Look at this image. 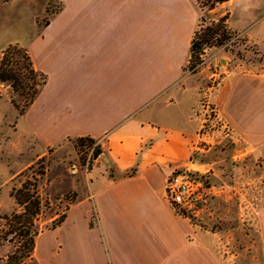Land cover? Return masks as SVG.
Wrapping results in <instances>:
<instances>
[{
	"label": "crops",
	"instance_id": "1",
	"mask_svg": "<svg viewBox=\"0 0 264 264\" xmlns=\"http://www.w3.org/2000/svg\"><path fill=\"white\" fill-rule=\"evenodd\" d=\"M60 1L63 7L25 45L47 82L23 116L45 145L104 138L112 169L100 158L86 174L84 196L59 225L39 231L38 261L39 238L52 234L45 245L52 247L51 264H237L230 250L222 258L220 235L206 239L165 192L202 126L201 93L185 72L200 18L194 0ZM223 16L245 42L264 43V0H228L207 10L209 20ZM228 61L209 94L212 110L233 141L260 159L264 176V73L229 69ZM255 225L264 264V203Z\"/></svg>",
	"mask_w": 264,
	"mask_h": 264
},
{
	"label": "rangeland",
	"instance_id": "2",
	"mask_svg": "<svg viewBox=\"0 0 264 264\" xmlns=\"http://www.w3.org/2000/svg\"><path fill=\"white\" fill-rule=\"evenodd\" d=\"M63 5L60 0H0V55L9 43H18L28 51L25 45L48 25ZM199 13L207 22L214 21L207 18V10L200 9ZM228 35L230 37L221 46L205 44L200 60L185 68L186 76L194 80L201 93L198 107L202 110L199 113L202 119L198 131L200 139L190 158L200 165L203 173L193 174L202 186L199 196L193 203L180 205L179 209L205 230L206 239L212 233L220 235L218 249L223 259L229 256L230 250L236 255L237 264H260L254 234L256 211L264 203L263 164L260 159L254 160L245 153L243 146L233 141L231 132L225 134L221 121L212 110L209 94L221 80L223 69L220 65L225 63V58L230 60L229 69L264 73V43L249 44L231 30ZM261 35L264 32L259 33ZM231 44H236L237 48L230 47ZM238 49L241 61L235 59ZM220 58L224 62H220ZM186 76L181 82L183 87L185 81L188 83ZM12 97L15 95L9 85L0 82V237L9 228V217L23 210L14 195L20 189L32 194L39 202V213L34 217L38 230H49L51 222L65 213L77 195L84 196L86 174L90 169L98 168L96 163L100 160V157L91 159V147L78 149L72 140L65 139L53 145L41 143L33 135L28 117L18 114ZM103 142L104 138L98 139L102 149ZM103 162L105 169H109ZM99 166L104 168L102 162ZM10 238L11 235L5 236L4 240L0 238V264H4L13 249ZM50 242L52 234L41 236L38 240L40 261L34 250L27 264H51L52 247L45 248Z\"/></svg>",
	"mask_w": 264,
	"mask_h": 264
},
{
	"label": "trees",
	"instance_id": "3",
	"mask_svg": "<svg viewBox=\"0 0 264 264\" xmlns=\"http://www.w3.org/2000/svg\"><path fill=\"white\" fill-rule=\"evenodd\" d=\"M2 1L7 2L9 0ZM194 1L199 10H209L228 0ZM228 34L229 29L225 24V16L210 22H207L201 16L192 35L187 64H195L200 60V55L203 54L202 50H204L203 47L205 44L214 43L213 45L221 46L223 43H226L230 37ZM235 45L231 44L230 47L237 48ZM231 50L232 48H229V51ZM238 51L239 49L235 53L237 55L235 59L236 61H241L243 59L237 54ZM0 82L9 85L15 95V97H12L11 102L18 110V114L23 115L33 103L40 89L46 84L47 74L35 68L27 49L18 43H9L1 51L0 55ZM67 139L72 140L74 146L78 149L91 147V159L100 157L105 152L99 145L98 139L91 136H74L67 137ZM134 172L135 169L130 168L126 173L133 174ZM14 195L17 203L23 205V210L19 213H13L9 217V228L0 237L4 240L5 236L11 235L9 240L13 243V249L7 254L4 264H27L31 260L35 247V237L39 233L38 227L34 223V217L39 213V202L32 194H29L23 189H20ZM178 209L179 207L177 206ZM178 211L180 212L181 209ZM180 213L184 214L183 212ZM64 215L63 213L57 219L53 220L48 228L53 229L59 225Z\"/></svg>",
	"mask_w": 264,
	"mask_h": 264
},
{
	"label": "built area",
	"instance_id": "4",
	"mask_svg": "<svg viewBox=\"0 0 264 264\" xmlns=\"http://www.w3.org/2000/svg\"><path fill=\"white\" fill-rule=\"evenodd\" d=\"M239 35V34H238ZM236 35L235 37H238ZM221 126L225 130V134L229 135L230 127L219 117ZM200 165L195 163L191 158L173 171L166 182L165 192L167 198L175 205H188L193 203L195 197L199 196V189L201 186L200 181L193 177V174L203 173Z\"/></svg>",
	"mask_w": 264,
	"mask_h": 264
},
{
	"label": "water",
	"instance_id": "5",
	"mask_svg": "<svg viewBox=\"0 0 264 264\" xmlns=\"http://www.w3.org/2000/svg\"><path fill=\"white\" fill-rule=\"evenodd\" d=\"M100 158H101L103 161H105V162L107 163V165L109 166V167H108L109 170H111V168H110V164H112V163L110 162V160L108 159V157L106 156V154H105V153H102V154L100 155Z\"/></svg>",
	"mask_w": 264,
	"mask_h": 264
}]
</instances>
